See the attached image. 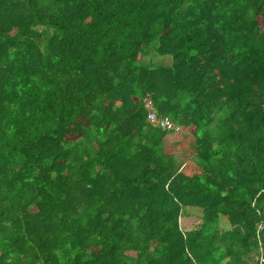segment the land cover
<instances>
[{
    "label": "trees",
    "instance_id": "obj_1",
    "mask_svg": "<svg viewBox=\"0 0 264 264\" xmlns=\"http://www.w3.org/2000/svg\"><path fill=\"white\" fill-rule=\"evenodd\" d=\"M262 224L264 0H0V264H261Z\"/></svg>",
    "mask_w": 264,
    "mask_h": 264
},
{
    "label": "rangeland",
    "instance_id": "obj_2",
    "mask_svg": "<svg viewBox=\"0 0 264 264\" xmlns=\"http://www.w3.org/2000/svg\"><path fill=\"white\" fill-rule=\"evenodd\" d=\"M146 63L150 64V65H154V66H167V67H171L173 66L174 60L172 58H161V57H150L146 59ZM180 134H184L186 136V138L184 139V144L179 147V151H178V160H180L181 162L186 161L187 159L193 157L194 155V147H195V138L193 137V133L192 132H187V131H182V133ZM181 140L179 137L174 138V139H170L168 141V143L170 144V152H174L175 148H172L175 142ZM173 145V146H172ZM185 171H187L188 173H195L198 171L197 167L194 166L193 162H190L186 167H185ZM200 222L198 217H190L187 219H184L182 221L183 227L184 228H188V229H192L194 228L198 223ZM224 227V226H223Z\"/></svg>",
    "mask_w": 264,
    "mask_h": 264
},
{
    "label": "built area",
    "instance_id": "obj_3",
    "mask_svg": "<svg viewBox=\"0 0 264 264\" xmlns=\"http://www.w3.org/2000/svg\"><path fill=\"white\" fill-rule=\"evenodd\" d=\"M145 105H146V109L148 110V122L158 128L161 129L165 132H179L180 128H178V126L171 120V118L169 117H160L153 99L151 97H147L145 100ZM264 231V225H260L259 230H258V236H259V240H260V236L262 234V232ZM262 256H261V264L264 263V250H261Z\"/></svg>",
    "mask_w": 264,
    "mask_h": 264
}]
</instances>
